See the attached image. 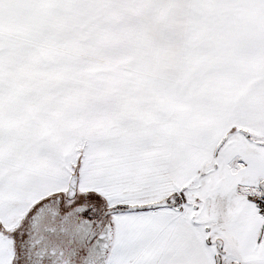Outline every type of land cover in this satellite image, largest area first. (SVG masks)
<instances>
[{
	"label": "snow or ice",
	"instance_id": "1",
	"mask_svg": "<svg viewBox=\"0 0 264 264\" xmlns=\"http://www.w3.org/2000/svg\"><path fill=\"white\" fill-rule=\"evenodd\" d=\"M0 264H264V0H0Z\"/></svg>",
	"mask_w": 264,
	"mask_h": 264
}]
</instances>
